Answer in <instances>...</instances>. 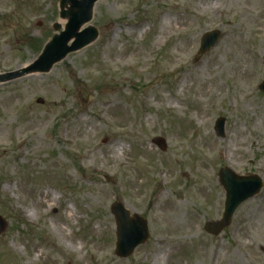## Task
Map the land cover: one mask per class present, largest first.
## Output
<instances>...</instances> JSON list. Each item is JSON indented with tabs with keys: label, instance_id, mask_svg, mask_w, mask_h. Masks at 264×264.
Masks as SVG:
<instances>
[{
	"label": "rangeland",
	"instance_id": "374dc122",
	"mask_svg": "<svg viewBox=\"0 0 264 264\" xmlns=\"http://www.w3.org/2000/svg\"><path fill=\"white\" fill-rule=\"evenodd\" d=\"M59 2L0 0V73L39 57L66 23ZM90 24L98 37L51 70L0 83V264H264V187L206 230L221 168L264 179V0H98ZM115 202L147 221L128 257Z\"/></svg>",
	"mask_w": 264,
	"mask_h": 264
},
{
	"label": "water",
	"instance_id": "95a60500",
	"mask_svg": "<svg viewBox=\"0 0 264 264\" xmlns=\"http://www.w3.org/2000/svg\"><path fill=\"white\" fill-rule=\"evenodd\" d=\"M98 0H60V17L66 20L65 25L59 21L53 24L57 31L50 41L45 44L39 57L31 64L11 71L0 73V83H5L34 72H47L69 53L82 49L98 37V29L91 25L94 8ZM219 31H209L203 37L200 47V56L208 52L217 42ZM264 91V81L261 84ZM41 102H43L41 100ZM225 118H219L215 124L218 135L224 136ZM154 142L166 150V140L156 138ZM220 181L226 191V203L223 217L218 222H209L206 229L210 233H219L230 224L238 206L247 199L258 194L263 187V179L259 175L243 176L236 174L229 167L220 170ZM113 211L118 220L117 253L128 257L134 249L148 239L147 221L138 215L130 216L124 206L116 202ZM7 228V222L0 216V234Z\"/></svg>",
	"mask_w": 264,
	"mask_h": 264
},
{
	"label": "bare ground",
	"instance_id": "6f19581e",
	"mask_svg": "<svg viewBox=\"0 0 264 264\" xmlns=\"http://www.w3.org/2000/svg\"><path fill=\"white\" fill-rule=\"evenodd\" d=\"M32 75H36V74H32ZM58 197L59 195L57 194V192L55 191L52 192V190L49 189L37 193L38 203L44 206L46 209H51V210L56 207V201ZM74 215H75V205L72 202H70L68 209L65 213V216L67 219H71ZM50 223H51L52 231L60 235L61 238H65V235L67 234L66 229L57 220L52 219ZM70 245L73 244L69 243V246ZM157 258L158 260H160L159 257Z\"/></svg>",
	"mask_w": 264,
	"mask_h": 264
}]
</instances>
